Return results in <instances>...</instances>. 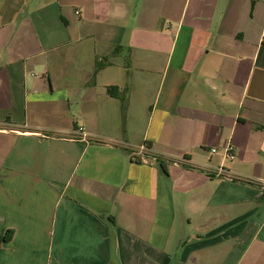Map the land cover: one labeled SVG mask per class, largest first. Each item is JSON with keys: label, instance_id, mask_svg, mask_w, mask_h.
Returning a JSON list of instances; mask_svg holds the SVG:
<instances>
[{"label": "crops", "instance_id": "obj_1", "mask_svg": "<svg viewBox=\"0 0 264 264\" xmlns=\"http://www.w3.org/2000/svg\"><path fill=\"white\" fill-rule=\"evenodd\" d=\"M263 39L264 0H0V264H264Z\"/></svg>", "mask_w": 264, "mask_h": 264}, {"label": "built area", "instance_id": "obj_2", "mask_svg": "<svg viewBox=\"0 0 264 264\" xmlns=\"http://www.w3.org/2000/svg\"><path fill=\"white\" fill-rule=\"evenodd\" d=\"M225 151H226L225 152L226 158L232 159L234 155H233V148L231 147V145H228L225 148ZM212 152L213 153L217 152V149H213ZM132 155L139 157L140 161H143L146 163L150 161V158L152 156L155 158V156L153 155V151H152L151 147H149L147 144L132 147ZM220 173L222 174L223 172L220 171Z\"/></svg>", "mask_w": 264, "mask_h": 264}, {"label": "trees", "instance_id": "obj_3", "mask_svg": "<svg viewBox=\"0 0 264 264\" xmlns=\"http://www.w3.org/2000/svg\"><path fill=\"white\" fill-rule=\"evenodd\" d=\"M97 68L99 69V68H101L102 67V65L101 64H99V62H97ZM113 94V93H112ZM122 100V103H123V108L125 109L126 108V99H124V98H122L121 99ZM148 145V144H147ZM149 146V145H148ZM150 147V146H149ZM7 238V237H6Z\"/></svg>", "mask_w": 264, "mask_h": 264}]
</instances>
